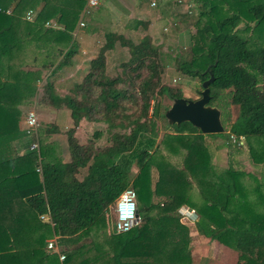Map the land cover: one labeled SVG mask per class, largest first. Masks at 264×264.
Returning a JSON list of instances; mask_svg holds the SVG:
<instances>
[{
    "label": "trees",
    "instance_id": "trees-1",
    "mask_svg": "<svg viewBox=\"0 0 264 264\" xmlns=\"http://www.w3.org/2000/svg\"><path fill=\"white\" fill-rule=\"evenodd\" d=\"M87 1L0 0V264H60L47 249L53 236L67 248L65 264H193L191 220L179 214L181 208L197 213L194 224L203 238L237 252V264H264V183L243 170L215 169L205 137L222 134L205 135L190 123L168 124L170 106L161 97L183 96L163 83L161 46L150 35L148 20L133 21L137 40L105 33L85 77L68 94L58 91V75L77 54L73 33ZM187 1L200 5L198 33L189 42L192 59H177L178 68L203 85L212 67L210 104L221 109L223 124L231 120L232 106L236 117L229 139L235 137L238 146L248 141L253 163L264 164V0ZM231 4L239 12L229 17L225 8ZM32 10L37 15L28 22ZM244 19L255 24L247 29L258 30L260 41L238 29ZM49 21L63 28L47 27ZM118 44L129 59L110 75L107 54ZM37 94L38 106L71 112L70 162L49 143L58 129L39 127L31 136L19 127L21 107ZM83 120L106 126L94 133L98 140L106 136L105 144L80 142ZM161 122L175 132L160 140ZM22 139L29 141V151L15 157L14 143ZM34 142L39 150H32ZM182 151V163L171 159ZM134 165L139 173L132 178ZM128 189L147 210L138 228L110 233L108 210ZM155 197L162 202L155 205ZM47 214L51 224L41 219Z\"/></svg>",
    "mask_w": 264,
    "mask_h": 264
},
{
    "label": "rangeland",
    "instance_id": "rangeland-1",
    "mask_svg": "<svg viewBox=\"0 0 264 264\" xmlns=\"http://www.w3.org/2000/svg\"><path fill=\"white\" fill-rule=\"evenodd\" d=\"M89 1V0H88ZM88 1L85 6V9L88 6ZM155 1V0H154ZM153 0L143 2L142 0H139L138 2H135L133 0H106L103 1L102 4L97 7L96 9L91 10L90 14L86 17H83V13L81 16V19L76 27V30L74 31V40L77 47V53L80 50V44L78 41H81V35L84 34L89 35L92 31L98 30V38L95 41V44L100 46L104 43V35L109 30L115 31L117 33H122L129 36L130 38L137 40L140 36L138 33L134 32L133 27V21L136 19L147 21L148 19H157L158 25L157 27H153V25L150 27L151 30H155V34L153 35V40L161 46L162 51V60L163 65L165 67V74L163 76V83L164 85H167L168 87L174 89L175 91H181L182 96L184 99L196 101L201 98V92L203 91V86L201 79L199 77L196 78H189L187 74L182 72L178 68L177 59L179 60H190L192 59V52H191V46H190V40L191 36H195L198 33V23L199 21V7L200 5L195 2H188V4H193L194 8L192 9V14H181L175 16L178 12H175V8L183 7L184 4L177 3L176 0L174 2H171L167 6V10H169L170 15L169 20H167V23L165 24L160 23L161 19L159 17L160 13L158 11L159 5L156 1V6H153ZM173 1V0H172ZM234 4H231V6H226L225 8V15L231 16L233 15V12L236 11L239 12V8L237 6H232ZM136 6H138L141 11L138 12V10H135ZM175 7V8H174ZM177 8V9H178ZM84 9V10H85ZM144 10V11H143ZM146 15V16H145ZM174 16V17H173ZM26 17V16H25ZM241 22L238 26V29L241 31V33L244 36L250 37L251 39L256 41H260V34L257 33L258 30H256L254 33H251L249 29H247L248 25L250 26V29L255 27V24H248L246 22L247 20ZM56 21H51V23L55 24ZM83 24V25H82ZM165 24V25H164ZM58 25V24H57ZM264 26V24H263ZM62 26H59L58 29H62ZM260 32V31H259ZM95 37V35L93 36ZM92 39V38H90ZM102 40V44H101ZM92 40L89 42L91 43ZM77 55V54H76ZM98 56V55H97ZM75 57V56H74ZM74 59V58H73ZM72 59V61H73ZM129 59L128 51L124 48H121V46L118 44L117 48L109 52L107 54V64H108V71L110 75H116L120 72L119 65L122 62H125ZM48 73L46 72L45 75ZM41 86V84H40ZM62 89H60L61 91ZM41 91V89H40ZM161 102L165 106H171L173 105V100H171L169 97H161ZM229 101V99H227ZM154 104V103H153ZM32 106V107H31ZM31 109L29 110L36 111L37 114H39V107L38 103L34 106L31 105ZM232 111V118L234 119L235 113L234 109H232V106L230 107ZM232 118L230 121H225V129L226 132L222 134L219 137L212 138V137H205V141L207 144H209L208 151L212 155V165L216 167L215 169L218 170V172L223 173V171L229 169L230 167L237 169V170H243L245 172H249L253 174L254 176H257L260 181L264 183V164L255 165L251 158L250 148L248 141H244L243 145H237L234 143L233 140L230 138V124L232 122ZM160 126V140L164 136L165 133L174 134L173 129H165L166 124L161 122L159 123ZM98 127V128H97ZM92 125L84 128L83 130L77 132L78 139L81 143H88L91 140H97L99 142L100 140L96 139L94 137V133L100 130V126ZM159 140V141H160ZM106 139H102L100 141L101 144H105ZM183 153L179 155V158L176 159V157L171 158L173 161H180L182 163L183 160ZM67 158H69L67 156ZM139 173V170L137 166L132 167L131 171V177H136ZM152 178L153 182L156 183V181L159 178V174L156 169L152 170ZM162 202V198L155 197L153 200V203L159 204ZM141 200L138 199V207L140 211V216H143V213L147 210L144 209L141 205ZM145 210V211H144ZM180 213L187 216V219H191V222H188V225L192 229H196L194 226L193 217H195L193 212H190L188 209L181 208ZM189 217V218H188ZM109 227L108 231L110 233H113L112 226L116 221L115 211L110 210L107 214ZM190 231V232H191ZM193 234V232H192ZM206 238H203L200 235V239L197 238L194 241V245L197 247L195 248V251L193 252V264H237L238 261V253L234 252H225L224 246H222L220 243L217 242L216 248L213 244H211L209 247L205 245L207 242L205 240ZM215 248V249H214Z\"/></svg>",
    "mask_w": 264,
    "mask_h": 264
},
{
    "label": "crops",
    "instance_id": "crops-1",
    "mask_svg": "<svg viewBox=\"0 0 264 264\" xmlns=\"http://www.w3.org/2000/svg\"><path fill=\"white\" fill-rule=\"evenodd\" d=\"M133 1L138 2L139 0H133ZM155 2H156V0H155ZM164 2H166V1H164ZM170 2H174V1L170 0ZM158 5H159L158 11H159L160 16H161V17H159L161 19L160 23L164 22L166 24L167 20H169V18H170V15H172L173 13L178 12L175 15V16H177V15H181V14L182 15L183 14H187L189 12L186 6H184V9H183V7H179V8L177 7L178 9L174 7L175 8V12L170 14L169 10L166 9L167 6H168V3L158 4ZM135 10H138V12L141 11V9L138 6H136ZM148 21L151 23L150 27L152 25L155 28L157 27V25H158L157 19H152V20L148 19ZM155 32H156L155 30H151L149 28V33H150V35L152 37L155 34ZM94 35H95V37H93ZM90 38H92V39H90ZM97 38H98V30L97 29H96V31H92L89 35H86V36L84 34L81 35V41H78L79 44H80L79 45L80 46L79 47L80 50L78 51L77 55L74 57L73 61H71L69 63V65L67 66V68L64 71H62L57 77L58 80L56 82V85L58 87V91H60V89H62L61 90L62 94H68L70 88L76 82H79L82 78H84L85 75L88 73V71H89V69L91 67V62L97 57V55L99 54V51H100V46L95 44V41H97L96 40ZM90 40H92L91 43L89 42ZM101 44H102V40H101ZM38 87H41L40 84L38 85ZM16 93H18V92L16 91ZM20 93L24 94L23 92H20ZM37 96H38V94L36 95V97L32 98V102H31L32 104L30 103V105L27 104V105L21 107L22 110L25 112L24 117L22 119V122H21V124L19 126L21 130L25 129V118H26L27 113L29 112V110L32 107L31 105H33V108H34L35 104L38 103V101L40 100L41 96L40 95L38 97ZM29 106H31V107H29ZM38 107H39L38 116H39V121H40V127L46 126L47 128L48 127H54L56 129H58L57 132H55L54 134H52L50 136L49 143L52 146H54L56 151L63 152V154H61V156L63 157L64 162H66V163L70 162L71 159H70V155H69L68 138H67V135H66V132L74 127V120L71 117L70 110L67 109V108L56 110V109H53L51 107H45V106H38ZM87 124H88V126L92 125L93 127H94V125L96 127L100 126L99 127L100 130H103L106 127L103 124H96V123H92V122L83 120L80 123L77 132H79V131L83 130L84 128H86ZM104 138L107 139L106 136H103L101 138V140L102 139L104 140ZM100 141L97 142V144H101ZM82 144H87V143H82ZM28 145H29V141L27 139H22V140L16 141L14 143V146H13L14 151H15L14 156L15 157H18V156L24 157L29 151ZM67 156L69 158H67ZM40 168L41 167L37 168V172L40 174V177H39L40 181H42V172L39 171ZM83 176H84V173L80 176V178L82 179ZM27 181L31 182L32 180L28 179ZM36 182H38V180ZM162 200H163V198H162ZM184 209H188V208H184ZM189 211L193 212L191 210H189ZM179 214L181 216L187 217V216L183 215L180 212H179ZM197 220H199V217H198ZM194 226H195V224H194ZM192 232H193V234H192ZM190 235L192 237L191 246H192V249H193V252H194L195 248L197 247L196 245H194V241L197 238L200 239V234H199V232H198V230L196 228V229H192V231L190 232ZM55 238H57V237L56 236L49 237L47 239V241H46L47 245H48V242L50 240H53ZM205 240L207 241L205 243L206 246L209 247L211 244H213L215 246V248H216V244H217L216 241H213V240H210V239H205ZM58 245H59V251H61L63 254H65L63 251L67 250V248L65 246H63V245H60L59 244V240H58ZM224 248H225V252H234V251H232L231 249H229L227 247H224ZM51 253L52 254H56L59 257L60 264H65L66 263V259H65V261H61L60 260V253H58V252H51ZM234 253H236V252H234ZM193 256H194V254H193Z\"/></svg>",
    "mask_w": 264,
    "mask_h": 264
},
{
    "label": "water",
    "instance_id": "water-1",
    "mask_svg": "<svg viewBox=\"0 0 264 264\" xmlns=\"http://www.w3.org/2000/svg\"><path fill=\"white\" fill-rule=\"evenodd\" d=\"M211 68L209 67L206 71V74L210 75V79L203 83L200 99L192 101L180 98L173 101V105L165 114L170 126L190 123L205 135L226 132L221 109L210 104L212 98L210 86L215 82ZM138 215L140 216V211H138Z\"/></svg>",
    "mask_w": 264,
    "mask_h": 264
},
{
    "label": "built area",
    "instance_id": "built-area-1",
    "mask_svg": "<svg viewBox=\"0 0 264 264\" xmlns=\"http://www.w3.org/2000/svg\"><path fill=\"white\" fill-rule=\"evenodd\" d=\"M103 1L104 0H89L87 8L84 10L83 17L88 16L90 14L91 10L96 9L97 7H99L102 4ZM177 3L184 4L187 7L188 11H189L188 13L192 14V9L194 8L193 4H191V3L188 4L184 0H177ZM153 6H156V2L155 1L153 2ZM11 12H12L11 9L7 11L8 14H10ZM36 15H37V13L35 11H33V10L29 11L26 14L25 19L28 22H32V21L35 20ZM46 26L47 27H58L59 25H57L56 22L54 24V23H51V21H49V22L46 23ZM39 127H40V121H39V116L36 113V111L32 110V111L28 112L27 115H26V118H25V129L24 130L27 132L28 135L32 136V135L37 133ZM232 138H233V141L236 142L235 137H232ZM243 143H244V139H242V141H240L239 145H243ZM31 148H32V150H39V144L37 142H34L32 144V146H31ZM39 171L42 172V168H40ZM126 192L135 194L134 200H135V204H136V212H135L136 219H135V221H133L131 224H128V225H126V224H124L123 222L120 221V219H119V205H121L123 203V200L121 199V196H122L121 195L117 199V201L114 203V205H112L109 208V210H108V211H110V210H114L115 211L116 221H115V223L112 226L113 234L121 235V234L129 233L132 230L138 228L140 226L141 222H142L141 221L142 220L141 216L138 215L139 207H138V197H137L136 191L133 190V189H128L124 193H126ZM193 213H194L193 215L195 216V217H193V221H196L198 219V216H197V214L194 211H193ZM41 219L44 222H48V223L51 224V215L50 214L42 216ZM47 249L50 252H58V253H60V260L61 261H65L66 256L61 251H59V245H58V239L57 238H55L53 240H50L48 242Z\"/></svg>",
    "mask_w": 264,
    "mask_h": 264
},
{
    "label": "clouds",
    "instance_id": "clouds-1",
    "mask_svg": "<svg viewBox=\"0 0 264 264\" xmlns=\"http://www.w3.org/2000/svg\"><path fill=\"white\" fill-rule=\"evenodd\" d=\"M134 196V193L129 192H126L121 196L123 203L119 205V219L126 225L131 224L136 219V204Z\"/></svg>",
    "mask_w": 264,
    "mask_h": 264
}]
</instances>
